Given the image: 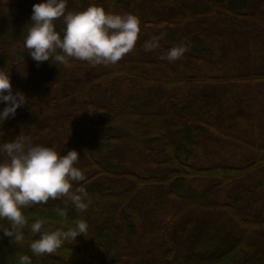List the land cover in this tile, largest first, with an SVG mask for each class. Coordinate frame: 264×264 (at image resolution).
<instances>
[{
  "label": "trees",
  "instance_id": "1",
  "mask_svg": "<svg viewBox=\"0 0 264 264\" xmlns=\"http://www.w3.org/2000/svg\"><path fill=\"white\" fill-rule=\"evenodd\" d=\"M38 2L0 0V70L28 97L0 144L23 134L78 150L87 210L69 204L64 224L50 198L24 214L89 231L42 256L28 227L17 244L0 231V264H264V0H67L66 12L97 4L141 21L134 49L96 66H37L23 44ZM173 47L183 55L163 59Z\"/></svg>",
  "mask_w": 264,
  "mask_h": 264
},
{
  "label": "clouds",
  "instance_id": "2",
  "mask_svg": "<svg viewBox=\"0 0 264 264\" xmlns=\"http://www.w3.org/2000/svg\"><path fill=\"white\" fill-rule=\"evenodd\" d=\"M67 0H40L33 4L30 27L23 47L37 66L54 59L70 66L72 59L86 61L92 66L116 64L134 49L141 32V21L132 13L106 11L102 5L91 4L83 11H67ZM62 18L64 25L57 31L55 21ZM159 46L158 41L145 43V50ZM185 49L173 47L166 56L168 61L179 59ZM6 102V103H5ZM28 103L22 91H14L9 72L0 70V123L14 117L17 109ZM0 220L6 219L10 228L0 226L5 236L14 243L24 239L25 227L39 238L30 243L35 256L56 252L66 241L88 236L89 226L84 219H76L66 228L51 230L45 227L47 218L29 223L24 209L49 199H62L65 206L54 211L61 222L68 223V205L80 212L87 210L90 200L86 188L79 185L85 180L77 167L80 153L76 149L61 154L53 147L34 144L31 136L17 135L0 144ZM74 185H78L75 186ZM18 264H32V258L21 255Z\"/></svg>",
  "mask_w": 264,
  "mask_h": 264
}]
</instances>
